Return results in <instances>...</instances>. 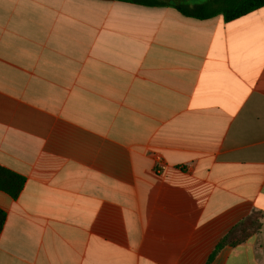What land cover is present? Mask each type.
Instances as JSON below:
<instances>
[{
	"label": "crops",
	"instance_id": "crops-1",
	"mask_svg": "<svg viewBox=\"0 0 264 264\" xmlns=\"http://www.w3.org/2000/svg\"><path fill=\"white\" fill-rule=\"evenodd\" d=\"M0 166V264H264V7L0 0Z\"/></svg>",
	"mask_w": 264,
	"mask_h": 264
},
{
	"label": "trees",
	"instance_id": "trees-1",
	"mask_svg": "<svg viewBox=\"0 0 264 264\" xmlns=\"http://www.w3.org/2000/svg\"><path fill=\"white\" fill-rule=\"evenodd\" d=\"M113 1V0H112ZM147 7H172L185 17L207 20L222 16L226 22L236 20L264 7V0H117ZM25 177L0 166V191L17 199ZM7 213L0 208V233L6 223Z\"/></svg>",
	"mask_w": 264,
	"mask_h": 264
}]
</instances>
